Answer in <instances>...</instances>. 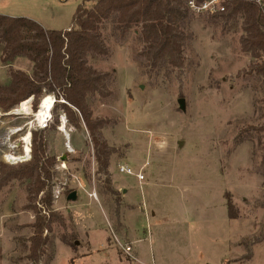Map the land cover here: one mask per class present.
<instances>
[{"label":"rangeland","instance_id":"rangeland-1","mask_svg":"<svg viewBox=\"0 0 264 264\" xmlns=\"http://www.w3.org/2000/svg\"><path fill=\"white\" fill-rule=\"evenodd\" d=\"M82 1L0 0V13L61 30L71 26ZM139 30L133 27L121 41L113 24L105 23L102 33L111 54L89 56L96 70L115 72L113 95L89 99L94 117L105 121L102 134L113 149L109 176L98 170L85 125L76 128L59 110L60 125L45 134L47 151L56 157L50 181L53 202L50 208L40 202L41 193L35 205L42 214L58 216L44 259L54 255L55 237L66 236L73 249L58 248L53 264H141L123 223L128 205L123 187L136 176L119 171L121 164H128L146 177L136 191L142 208L127 222L132 233L143 238L136 244L137 251L145 249L142 264H264V81L247 72L256 59L242 49V19L193 14L181 68L149 69L141 63ZM2 48L0 43V85L10 83L12 69L32 74L31 60L19 56L4 62ZM43 97L37 108L34 97L14 110L24 101L9 109L0 105V162L8 163L9 144L18 143L30 129L40 130L34 129L35 115ZM13 151L21 154L20 148ZM26 185L13 180L0 189V213L5 201L9 206L1 214L6 225L0 222V236L4 226L16 227L15 240L24 241L33 232L35 216L28 207ZM56 190L61 191L58 198ZM74 190L79 198L70 201L69 191ZM93 192L106 216L92 203ZM227 197L239 218L228 217ZM20 211L26 212V220L34 216L33 222L19 223L25 216L14 214ZM76 240L82 246L75 245ZM0 244L5 256L12 257L13 252L7 254L9 239L2 238ZM127 246L132 249L126 251ZM26 255L21 244L17 263L31 264Z\"/></svg>","mask_w":264,"mask_h":264},{"label":"trees","instance_id":"trees-1","mask_svg":"<svg viewBox=\"0 0 264 264\" xmlns=\"http://www.w3.org/2000/svg\"><path fill=\"white\" fill-rule=\"evenodd\" d=\"M192 15L187 0H83L69 28L51 30L31 18L0 13L2 60L11 62L25 56L33 62L32 74L20 69L10 71V83L0 85V105L9 109L24 101L14 110L31 103L34 97L37 108L45 94L56 98L52 110L54 119L45 129L32 132L31 158L17 164L0 162V189L13 180L27 182L28 207L35 221L31 224L32 235L21 244L31 264H50L53 258L49 256L45 260L44 256L58 215L55 212L42 214L35 202L43 193L40 202L49 208L52 206L50 181L56 157L47 151L45 134L60 125L59 110L76 128L85 125L94 146L98 170L109 176L113 149L102 134L105 121L94 117L89 103L92 96L108 99L113 95L115 72H102L89 64V56L104 58L111 54L103 37V25L112 23L114 34L121 41L133 27H139L143 48L138 57L149 69L181 68L185 63V43L192 37L187 31ZM213 17L227 21L242 19L245 31L241 37L242 49L256 59L247 72L264 81V6L255 0H230L226 11ZM262 116L264 129V107ZM262 169L264 174V166ZM227 209L231 219L239 218L230 198ZM62 238L71 244L66 236Z\"/></svg>","mask_w":264,"mask_h":264},{"label":"crops","instance_id":"crops-1","mask_svg":"<svg viewBox=\"0 0 264 264\" xmlns=\"http://www.w3.org/2000/svg\"><path fill=\"white\" fill-rule=\"evenodd\" d=\"M124 165H128V164H124ZM129 166L131 167V165H129ZM136 173H140V174H143L144 175L142 169L141 170H138ZM145 178H146L145 175H144V179L143 180H141L137 176H135L134 179L127 181L126 186L123 187L124 197H125L126 201L128 202V205L125 207L124 213H122L123 214V223H125V226L128 229L127 236H129V239H131L132 243L135 246V252H136L135 254H136L137 261L139 263H141V264H142V259H143L142 258L143 257L142 250L145 251V249L144 248L143 249H139V251L141 252V255L139 256L138 255L139 254V251H137L136 244L139 243V242H142L143 238H140L136 234H133L132 233V230L130 229L129 223L127 224V222H128V217L130 216V214H132V213L133 214H136L137 211H138V209H141L142 208V204L139 202V196H138V193L136 191L138 189L137 188L138 185H140V188H142V184L141 183L145 180ZM81 185L83 186L82 183H81ZM77 193H78V191H77ZM78 198H79V195H78ZM91 199L93 201L92 202L93 204L96 203L97 205L100 206V208L103 210V212L105 213V216H106L107 214L105 212L104 207L102 206V204L100 202V199L99 198H97V199L91 198ZM0 204H1V202H0ZM8 208H9V206H8V204L6 205V201H5L3 203V206H2V212L0 213V222L2 221L3 222V225H6V224L4 223L5 221L3 219H1L2 218L1 214H6V210H8ZM227 211H228V209H227ZM11 213H12V211L10 210L8 214H11ZM25 213H26L25 211H20V212L15 213L14 215H16V217H18L19 219H20L19 216L21 214H22V216H25L24 219L18 220L19 223H21V224H24V223H32L33 222L32 219H33L34 216L30 215L29 216V219L26 220L27 214H25ZM154 215L155 214H153V216ZM150 217H151V215H150ZM228 217H229V215H228ZM76 224H77V227H78L79 222H76ZM15 232H17L16 227L13 228L11 226H10V228H7L6 226H4V230L1 231L2 236H0V242L2 241V238L7 237V239H9V241L11 242V248L9 249V251L7 252V254H9L10 252H13V255L10 258H9L10 254L8 255V257L5 256L4 251H3V248H2L3 245L0 244V260L5 259L2 262L0 261V264H18L17 262L19 261V259H17V257L15 255L17 254L19 247L21 248V243L23 241L21 239H19V238H16V240L13 238L16 235ZM31 235H32V233L29 235V237ZM76 241L79 242L78 244L75 243L76 245L82 246L81 240L80 241L79 240H76ZM63 246H66L68 248H72L69 243H67V242H65L63 240L62 237H55V239L53 240L54 255H53L52 260L50 261V264H53L54 258L56 256L57 251H58V248L63 247ZM77 249H75V250H77Z\"/></svg>","mask_w":264,"mask_h":264},{"label":"built area","instance_id":"built-area-1","mask_svg":"<svg viewBox=\"0 0 264 264\" xmlns=\"http://www.w3.org/2000/svg\"><path fill=\"white\" fill-rule=\"evenodd\" d=\"M255 1L258 4L264 6V0H255ZM229 2H230V0H187V7L189 8V10L193 14H196V15L215 16V15H220L223 12H225L226 9H227V5H228ZM31 100H32V98H31ZM62 100L63 99H61V101ZM20 115H22V114H20ZM51 118L52 117L50 116V117L46 118L44 121H40L38 119V117L36 116L37 123H36V126L34 127V129H36V128H38L40 130L45 129L48 126ZM62 119H63V117L61 118V120ZM32 131L33 130L30 129L29 132H28V133L31 134V137H30V147H31V150H32ZM28 133H26V135L22 136L19 139V142L18 143H15L13 145H10V144L8 145V149H10V151H8V152L9 153H12V154H14V155L17 156V160H12V159L6 157V155H5L6 161L8 163H10V164H16L18 162L27 161V160H29L31 158V151H30V156L29 157L27 156L26 151H25L26 142L24 141V137L27 136ZM18 148H20V150H21V154L20 155L16 154L13 151L14 149H17L18 150ZM119 171L121 173H123V174L136 175L141 180L144 179V175L143 174L136 173L134 171V169L132 167H130L129 165L121 164L119 166ZM60 194H61V191L60 190H56L55 197L58 198L60 196ZM90 196L93 197L94 199H97L98 198V196H97V194L95 192L91 193ZM131 249H132L131 246H127L126 247V251H130Z\"/></svg>","mask_w":264,"mask_h":264},{"label":"bare ground","instance_id":"bare-ground-1","mask_svg":"<svg viewBox=\"0 0 264 264\" xmlns=\"http://www.w3.org/2000/svg\"><path fill=\"white\" fill-rule=\"evenodd\" d=\"M62 101L64 102V100H62ZM55 103H56V99H55L54 95L47 94L43 97V99L40 103V106H39L40 108H39L38 112L36 113V116L38 117V119L40 121H44L46 118H48L50 116L52 117V110L55 106ZM17 111H20V113H22L21 110H17ZM62 121L64 122V124H63V127L61 128V130L65 132L66 131V128H65L66 127V125H65L66 119L64 116H63ZM30 137H31L30 133H28V135L24 137V141L26 142L25 151H26V154L28 157L30 156V151H31ZM5 155H6V157H8L12 160H17V156L12 154V153H6Z\"/></svg>","mask_w":264,"mask_h":264},{"label":"water","instance_id":"water-1","mask_svg":"<svg viewBox=\"0 0 264 264\" xmlns=\"http://www.w3.org/2000/svg\"><path fill=\"white\" fill-rule=\"evenodd\" d=\"M180 104H181V107L184 108V99H181V100H180ZM77 198H78V193H77L76 190L72 191V192L68 195V200H70V201H75V200H77ZM75 243L78 244L79 242L76 241Z\"/></svg>","mask_w":264,"mask_h":264}]
</instances>
